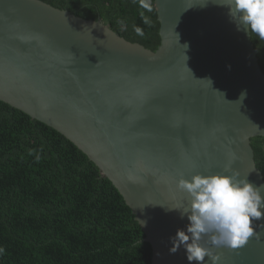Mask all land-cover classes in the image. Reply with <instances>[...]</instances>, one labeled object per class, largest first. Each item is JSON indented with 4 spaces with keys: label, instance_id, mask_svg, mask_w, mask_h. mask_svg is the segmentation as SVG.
<instances>
[{
    "label": "water",
    "instance_id": "water-1",
    "mask_svg": "<svg viewBox=\"0 0 264 264\" xmlns=\"http://www.w3.org/2000/svg\"><path fill=\"white\" fill-rule=\"evenodd\" d=\"M225 2L155 0L161 45L153 51L102 19L42 0H0V101L95 163L145 232L152 264H189L183 248L169 253L170 237L189 223L167 210L183 200L181 176L230 165L264 185L252 146L264 137V70ZM255 223L260 240L238 254L219 249L222 264H264V220Z\"/></svg>",
    "mask_w": 264,
    "mask_h": 264
},
{
    "label": "trees",
    "instance_id": "trees-1",
    "mask_svg": "<svg viewBox=\"0 0 264 264\" xmlns=\"http://www.w3.org/2000/svg\"><path fill=\"white\" fill-rule=\"evenodd\" d=\"M156 51L158 11L138 0H42ZM135 27L144 31L137 36ZM264 70V40L252 35ZM264 175V137L252 139ZM113 183L53 128L0 101V264H152L153 249Z\"/></svg>",
    "mask_w": 264,
    "mask_h": 264
},
{
    "label": "clouds",
    "instance_id": "clouds-1",
    "mask_svg": "<svg viewBox=\"0 0 264 264\" xmlns=\"http://www.w3.org/2000/svg\"><path fill=\"white\" fill-rule=\"evenodd\" d=\"M218 4L227 8L237 31L264 40V0H226ZM138 5L144 24L150 26V17L145 13L153 11L151 0H138ZM134 30L137 36H144L142 28ZM206 81L212 84L210 79ZM246 95L242 92L236 102L241 104ZM176 187L183 200L167 210L178 211L180 218L186 217L189 223L170 237V254L183 248L189 264H207L206 258L211 264H222L219 249L238 254L251 238L260 240L255 222L264 220V185H253L229 165L224 173L195 174L190 180L181 176ZM3 251L0 249V254Z\"/></svg>",
    "mask_w": 264,
    "mask_h": 264
}]
</instances>
